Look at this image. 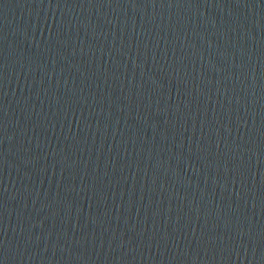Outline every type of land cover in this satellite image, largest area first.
I'll return each mask as SVG.
<instances>
[{
	"label": "water",
	"instance_id": "water-1",
	"mask_svg": "<svg viewBox=\"0 0 264 264\" xmlns=\"http://www.w3.org/2000/svg\"><path fill=\"white\" fill-rule=\"evenodd\" d=\"M0 264H264V0H0Z\"/></svg>",
	"mask_w": 264,
	"mask_h": 264
}]
</instances>
